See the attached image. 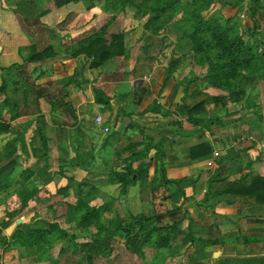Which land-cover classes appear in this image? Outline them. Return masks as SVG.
<instances>
[{
  "label": "trees",
  "instance_id": "16d2710c",
  "mask_svg": "<svg viewBox=\"0 0 264 264\" xmlns=\"http://www.w3.org/2000/svg\"><path fill=\"white\" fill-rule=\"evenodd\" d=\"M77 0H54L57 7L69 5ZM160 2L164 5L160 6ZM181 4L179 0H155L154 5L151 7L158 16H162L171 12V9ZM209 5L201 4L199 0L188 2L185 8H179L180 13L184 18H187L189 23V37L192 42V52L195 56L200 57L198 52L204 51L206 53L205 59L208 63L210 76L207 78V82L212 83L215 87L224 90L226 94L218 95L215 97H206L205 100L196 104L194 107H188L181 104L177 106V111L186 117V122L194 127H200L207 121L208 107L214 104L215 106H221L224 109V115H232V109L242 106V111L245 108L242 102L248 104L251 92L247 90L251 86L252 90L258 87L259 80H264V41L257 40L252 42L251 40H245L243 35L237 30L230 27H223L215 20L207 18L204 13ZM176 9V8H175ZM256 12L253 13L255 17ZM158 18V17H156ZM154 22L153 19L150 23ZM71 23V21L69 22ZM68 23V24H69ZM152 31L159 34L164 32V28L155 27ZM105 30L95 31L87 37L80 39L77 46L66 45L59 41L57 43V34L50 32L47 36H42L41 39L31 47L30 54L25 57L23 64H15L16 73L19 79L22 80L24 86L16 88L15 93H22V104L17 109L15 115L12 116V120L19 118L20 116H28L32 118L30 123L42 120V101H45L50 105L51 118L56 117L60 112L63 118V124L60 128L62 137H65V128L70 127L75 130L73 138V145L76 148V156L74 159L68 161L63 156L58 158V161H54L53 174H49L42 170V166H38L40 169L35 171L31 170V167L26 166L25 169L19 170L21 164H19L20 158L23 160L35 159L43 162V167L47 168L48 161H51V155L49 154V141L46 134H44L38 127L37 132L40 139V147H37L30 143L35 141L34 136L30 140L27 139L26 131L24 133L18 132L17 136L11 142L0 149V190L12 186V182L18 181V185L13 189L10 194L5 196V201L14 195L18 197L19 204L9 207L6 213V217L1 223L0 235L10 228L15 222L21 218L26 217L28 214L31 216L30 223L17 225L16 230L11 236V240L8 237L3 236L1 240L4 241L3 252L17 249L21 251V260H29L32 262H38L39 257L43 254L49 253V256L54 255V248L57 244L67 243L71 251L68 253L66 249L61 247L59 249V257H65L63 263L60 260L52 261L51 264H78L77 255L81 254L87 264H94L95 258L103 256L104 259H111L113 254V247L115 243V236H122L127 238L129 247H135L132 250L134 255L138 257L141 263H145V259L151 254L152 258L155 253L164 252L168 257L173 258L180 256L182 252L186 256V262L190 264H201L197 260L201 258L202 250L201 245L206 246L212 242L208 240H198L194 238L192 234V225L186 229L187 232L181 228L180 220L175 219L169 224L156 226H150L151 222L155 220L161 221L162 213H155L150 216L141 213L134 215L130 211L126 214L128 218L122 219L121 225L117 226L115 220L120 216L110 211L113 207V203H105L98 205L96 202L97 197H87L93 192H89L87 196H84L81 188L84 187L83 183L78 185L77 200L75 204L68 205L75 211L77 218L75 219V227L68 230L62 227L57 221H46L40 218L41 209L43 205H48V201L54 199L57 195L68 197L70 193L69 186L61 187L57 193H52L47 189V186L51 179L56 174L64 176L65 168L70 164V167L76 169H82L83 171L94 169L90 165V162L97 159L99 156L96 153V141L100 130L104 132V128L107 127L105 123L98 125L95 121L91 123L90 129L87 128L83 121H79L78 113L73 107L71 102H67V92L65 91L66 83L63 82H39L45 76V72L42 67L43 64L55 60L57 56H64L70 58H77L84 55L91 60L89 67L91 69H99L105 66L106 62L115 58H122L128 55V48L126 45V34L124 32L114 33L110 38H105ZM53 34V35H52ZM261 39V38H260ZM257 45V46H256ZM30 64H36L39 67H35L32 72L29 71L28 66ZM179 63L172 61L169 66L168 74L165 80L164 87L169 78L176 72ZM255 71L256 76L253 78L246 77L249 72ZM32 73V74H31ZM37 76H33L34 74ZM39 82V83H38ZM63 83V84H62ZM215 83V84H214ZM70 82H68V85ZM96 103L100 105L108 106V101L104 100V93L98 89H95ZM248 98V100H246ZM4 103L8 106L11 105V101L6 97ZM249 105V104H248ZM256 107V103L250 104ZM27 110V111H26ZM148 111L158 114H168L163 105L157 100H154L152 106ZM34 115H37L34 117ZM129 116V115H127ZM131 116V115H130ZM130 116L128 118V125L126 129H131L134 125L130 122ZM223 116V115H221ZM219 116L209 118V122H219ZM97 124V125H96ZM252 124V123H251ZM28 125V126H31ZM99 127V128H98ZM109 128V127H108ZM88 131L91 133L90 143L92 146H88ZM110 131V129H109ZM108 131V132H109ZM10 130V124L5 120L0 122V135ZM105 137V148L112 146V139L117 132L108 133ZM260 135V140L263 139L264 133L261 129L257 131ZM35 135V133H34ZM26 144H28L32 150L28 155L26 150ZM42 146V147H41ZM91 147V148H89ZM133 145L126 147L123 152H127L132 149ZM152 147H148L146 152H150ZM213 146L209 142L201 143L190 149L188 158L198 159L206 157L213 153ZM21 152V153H19ZM28 155V156H27ZM120 157V153H116ZM164 153L157 149L153 158L148 160V163H140L137 167L134 164L127 161L124 167H119L111 170L115 181L121 187V194L123 196L129 195V189L136 183H140L141 187L148 183V172L154 162L156 167V176L163 172V176L159 177L161 186L172 185L174 182L167 179L166 170L163 166ZM50 167L53 166L51 165ZM48 169V168H47ZM53 169V170H54ZM98 169V168H97ZM49 170V169H48ZM17 174V176H16ZM139 184V185H140ZM94 190H97L95 187ZM134 190L131 192L133 193ZM227 194H234L238 196H246L248 198H255L256 202L260 205H264V177L261 176H248L232 182L227 190ZM137 194V192H134ZM75 195V194H74ZM131 196V194H130ZM132 197V196H131ZM167 198V197H165ZM95 201V202H94ZM61 202L58 201L56 203ZM95 205H93V203ZM54 205H49L50 210H54ZM182 210V209H181ZM180 209L174 211L169 210L166 212L167 216L174 218ZM112 213V215H111ZM187 214V213H185ZM111 215V216H109ZM111 219L110 227L105 226L104 222ZM182 221V222H181ZM115 226V229L113 227ZM198 243L197 250L193 251V246ZM133 244L134 246H132ZM54 246V247H53ZM130 252V250L127 248ZM68 258V255H70ZM62 260V259H61ZM109 261V260H108ZM50 262V261H46ZM25 263V262H24Z\"/></svg>",
  "mask_w": 264,
  "mask_h": 264
},
{
  "label": "crops",
  "instance_id": "0c3cea01",
  "mask_svg": "<svg viewBox=\"0 0 264 264\" xmlns=\"http://www.w3.org/2000/svg\"><path fill=\"white\" fill-rule=\"evenodd\" d=\"M16 9V6H10L6 1V4H2L0 7V15H11L13 13L12 10H15L16 15ZM17 13H19L18 10ZM45 32L52 33L54 31L49 28ZM26 33V30L22 27V23L18 24L16 21L12 20V22H8L6 26L3 21L0 20V55H2V60L5 59L3 58L4 53H2L4 49L8 50L11 48L12 50L16 47L19 52L18 47L23 46L21 43L23 42L25 45L24 37H26ZM35 36L36 35H34V37ZM35 44L36 42L34 45ZM165 45L167 46L166 50L163 52L164 55H161L153 66L150 64L151 59L149 54L143 57H139L138 54L135 56V61L139 65L136 67L135 73L129 76L128 79L120 82H113L111 80L109 82L102 79L104 84L110 83L115 89L112 92H107V90L102 87H95V89L104 93L103 97L105 101H108V106L96 103L95 89L91 86L94 84H91L86 91L77 87V91L74 94L66 89L65 91L68 95L66 101L72 103L78 113L79 121H83L87 128L90 129L92 122L89 118L92 114V116L97 115L102 117L105 125L107 127L111 126L112 131L117 132L112 139V146H110V148L114 149L112 163L115 164L116 162L117 165H114L116 168L118 166L124 167L128 164L127 161L137 167L140 163H145L144 160H147V158L151 160L157 149H160L164 153L163 166L166 170V176L168 180L174 183L172 185L161 186L163 192L161 198L165 199V203L169 207L168 209L173 210L172 208L176 207L182 209L184 214L187 213L185 215L188 224L186 223V228H184L183 231L187 232L188 230L186 231V229L189 225H192V234L194 238L212 242L206 246L201 245L203 256L197 260L198 263L264 264V205L258 204L255 198L226 193L228 186L242 177H264V142L260 141L257 136H251L253 139L249 137L240 140L234 135L235 126H241L243 120L246 119V116L244 117L242 114V106L232 109V113L235 112L234 115L230 113V115L225 116L223 113L222 115L225 118L222 121H207L211 124L217 123L211 126L209 130L206 126L201 129L200 127L202 126L194 127L187 123L186 117H183L177 111V106L184 104L191 108L205 100L206 97H204L203 90L209 82L206 83L199 78L200 73L195 69L196 66L199 65L198 56L192 54L193 56L186 60L182 45V48L177 45L172 46L170 43H165ZM145 46V44L142 46L144 51ZM18 55L16 59L18 62H15L16 64L22 60L21 55H19L20 57ZM129 55L128 52L127 56ZM115 59L106 62L105 66L102 68L93 69L98 73L95 72V77L92 78L91 81H96L99 77H102L100 76L101 72L110 66ZM172 61H177L179 64L176 72L169 78L164 87L168 69ZM109 62L111 63L108 64ZM4 64V61L1 62L2 66L0 67H3ZM8 65H10V63ZM8 65L6 67H9ZM184 65H187V68L191 70L188 71L190 74L187 73L188 75H186L180 72L184 71ZM42 68L43 70L41 69V71H44L45 75H47L46 68ZM178 73L184 75L183 78H179L180 76L177 77ZM159 82H162V86L156 94L153 92V89L156 88ZM202 83L205 84L204 87H202ZM212 91H215L216 95L225 94L224 90L217 87L213 88L211 92ZM153 99L163 105L166 111H169L168 114L162 115L148 111L154 103ZM41 108L43 111L42 114H40L43 116L42 120L34 122L31 127L34 126L35 129L37 125L41 127L43 122L45 124V134L49 137L48 134L50 135L49 132L53 128L51 125L55 126L56 124H52L45 113L47 112L49 118H51L50 105L42 101ZM210 108L213 107L209 106L207 108L208 111H210ZM90 111L94 113H90ZM127 115H131L130 122L134 125L133 128L128 130L126 129L129 118ZM219 115L221 116V114ZM36 116L37 115H34V117ZM56 116L57 117H53V119L58 123L60 122V125L56 126L61 135L62 132L60 128L63 124V118L60 112H58ZM211 116L213 115L211 114ZM209 118L211 117L208 116V119ZM248 121L251 125L252 122L250 120ZM95 122L97 123V121ZM100 130H103V128H99V131ZM102 133L104 132L102 131ZM87 134L88 146H92L89 142L91 139L90 131H88ZM5 135L6 134L2 136ZM74 135L75 130L73 128H65L67 142L65 137H63L64 139L62 142L69 144L67 149L68 161L74 159L76 156V148L72 142ZM62 136L63 135H61V137ZM105 137L101 135L95 139L96 153L104 158L106 156L109 157L105 155V151L109 149V147L105 148V146H103ZM53 140L58 143V136L56 138L53 137ZM204 142L212 144L214 148L213 153L206 157L189 159L188 155L190 149ZM130 145H133V148L127 152H123V150ZM148 147H152L150 152H146ZM218 150L220 151V155L215 157L214 152ZM117 152L120 153V157L116 155ZM56 157L57 155L53 157L55 161ZM209 162H212L213 166L209 167ZM80 170L81 169L70 167V164H68L65 168L64 176L56 174L54 178L50 180L51 184L49 183L46 185L47 189L55 193V191L60 188H57V185L63 187L69 186L71 194L65 198L70 204H75L78 185L81 182L77 183L75 180L70 179V176L75 178L76 175L79 174L77 171ZM91 171L104 174V176L100 178H103V180L107 179V176H105L106 173H104L103 170L100 171L92 168L89 171L85 169L82 178H87ZM155 172L156 167L153 165L152 176H154V178H156ZM108 173H111V171ZM161 175L163 176V172ZM63 180H65L66 183H63ZM154 181H156V179H154ZM139 184L140 183H136L129 189L130 192L134 190L137 194L129 192V195L125 196L128 200V205L134 202V205L143 206L141 196L139 197L141 188L137 187ZM94 187L97 190H94ZM155 188H157V186ZM86 189L88 190L87 194H89V192L98 193V195H96V202H99L97 203L98 205L109 202L113 203V206L121 204L120 198H118L119 195L123 196L121 194V187L115 181L114 177L112 181L110 179L107 183L100 186H96L95 184L92 185L88 182L81 188L82 191ZM93 205H95V203H93ZM133 214L139 215L141 213L135 212ZM197 245L198 243L194 244L193 251L197 250ZM183 253L184 252L175 260H177L178 264H190L186 262L187 259ZM165 256L167 255L165 254L164 257ZM171 260H173V258H171ZM166 262L165 260L164 264H166Z\"/></svg>",
  "mask_w": 264,
  "mask_h": 264
},
{
  "label": "rangeland",
  "instance_id": "374dc122",
  "mask_svg": "<svg viewBox=\"0 0 264 264\" xmlns=\"http://www.w3.org/2000/svg\"><path fill=\"white\" fill-rule=\"evenodd\" d=\"M6 1L10 4V6H16V15L15 10H12L13 13L11 15H0V20H2L6 26L8 25V22L11 23L12 20L16 21L18 24L22 23V27L24 28V30H26L27 33L26 37H24L25 45L22 42L21 44L23 46L18 47L19 52L15 47L12 50L11 48H9L8 50H2V53H4L3 58L5 59L2 60V55H0V66H2L1 62L4 61L5 63L3 67H0V122L5 120L7 123L10 124V130L12 131L8 133L6 132L5 136H2L4 134L0 135V149L5 147L6 144L16 138V133L22 131V133L26 131V137L28 140H30L32 136H34L35 141L30 143V145L33 144L37 147H40L41 145L37 128L35 129L34 126H28L32 124L30 123L32 118L20 116L19 118L12 120V116L15 115L17 109L22 104V93H15L14 90L16 88H21L22 86H24L22 80L19 79V76L16 73L15 62H18L16 59L17 55L19 54L21 55L22 60L18 64H23L25 57L30 54V49L34 45V43H37L43 35L47 36L50 34L49 32H45L49 28L53 29V31L57 34V43H59V41L62 43L64 42L68 46H77V43L80 39L87 37L95 31L98 32L101 29L106 31V39L110 38V36L114 33L124 32L126 34V45L130 55L112 61L113 63L101 72L100 76L102 77H99V79L96 81H91V79L95 77L94 74L96 70L94 71L89 67L91 60L85 57L84 55H81L75 59H68V57H64L61 55L57 56L55 60L49 61L43 64V66H40L46 68L47 75L40 79L39 82H52L53 84L56 82L66 83L65 90L67 89L71 91L72 94L76 93L77 87H80L82 90L86 91L91 84H94L91 85L94 89L96 86H99L106 89L107 92L114 91V86H112L108 82V84H104L102 79H105L109 82L110 80L113 82H120L125 79H128L129 76L135 73L136 67H138L139 65L135 61V56H137L138 54L139 57H143L144 55L148 56L149 54L151 59V61H149L150 64L153 66L154 63H156L157 59H159L161 55H164L163 52L166 50L167 46L165 45V43H170V45L172 46L177 45L180 48L183 47V54L186 60L192 57V54H194L191 49V38L189 37L190 31L188 27L190 24H186L187 18L183 17V15L180 13L181 11L179 10V8L183 9L186 7L188 2H193L195 0H179L181 4L178 5V8L174 6V8L171 9V12L166 13L162 16H158V14L151 8L154 5L155 0H77L70 3L69 5H65L60 8L55 5L54 0ZM6 1L0 0V7L2 6V4L5 5ZM199 1L201 4L209 5L204 13L207 18L215 20L218 24L223 27H230L237 30L243 35L244 39L247 41H264V0ZM161 5L164 4L160 2V6ZM17 10L19 13H17ZM254 12H256L255 17L253 16ZM151 19H153L154 22L150 23ZM70 21L71 23H69ZM155 27H163L164 32L159 34L157 32L152 31ZM34 35L36 36L34 37ZM144 44L146 45L145 51L143 50L144 48H142ZM197 54L200 57V62L198 63L199 65L196 66L195 69L196 71L198 70V72L200 73L199 78H201L207 83V78L211 74L208 68L207 60L205 59L206 53L202 51L198 52ZM9 63L10 65H8ZM110 63L111 62H109L108 64ZM7 65L9 67H6ZM35 67L39 66L36 64H30L28 66L29 71L32 72ZM133 68L134 70L132 71ZM183 70L184 71H180L182 74H190V72L188 73V71L191 70L187 68V65H184ZM37 74L39 73H36L33 76H37ZM183 76L184 75H181L179 73L177 74V77L179 78H183ZM255 76L256 73L252 69V71L249 72V75H247L246 77L253 78ZM68 82H70L69 85ZM161 83L162 82H159L156 85V88L153 89L154 93L157 94V91L161 89ZM204 85L205 84L202 83V87H204ZM213 88H215V86L212 83H207L203 90V94L205 95L204 97H215L218 95H224H216L215 91L211 92ZM247 90L251 92V96L248 102L249 105L245 102H242L245 106L242 114L244 117L246 116V119L243 120L241 126H235L236 128L234 130V135L240 140L247 139L251 136H257L260 140V135L257 134V131L261 129L264 133V80H259L257 88L252 90L251 86H249ZM6 97L11 101L10 106L4 103ZM246 100H248V98ZM253 103H256V107L254 105H250ZM211 106L213 108H210V111L207 112V118L208 116L211 118L214 116H219L221 118L220 121H222L225 117L220 116L219 114L222 115L224 113V109L221 106H215L214 104H212ZM45 113L47 114V117L52 124H56L57 126L60 125V122L58 123L55 119L49 118L48 113ZM90 113L94 112L90 111ZM211 114L213 116H211ZM98 117L99 116L97 115L92 116L91 114L89 119L93 124V120L96 121V118ZM248 120L252 122L251 125L249 124ZM207 121L202 125V127H200L201 129L206 126L209 130L211 126L217 124H211ZM56 125H51V127L53 128L49 132L50 135L47 132L49 136V154L51 155V161L49 160V164H47V168L49 170L43 167L44 164L41 161L36 162L35 159H30L27 161L20 158V160L18 161L19 164H21L19 169L20 171L25 169L26 166L27 168L32 166L31 170L34 169L35 171H37L38 169H40L38 166H42V170L51 175L55 170V160L53 158L54 155H57L56 161H58V158L61 156L68 159L67 149L69 144L62 142L64 138L61 137ZM44 126L45 124L43 122L41 124V127L37 125V127L45 134L46 130ZM109 129L110 131L108 133H111L112 127L109 126ZM98 132H100V134L104 137L107 135V132L102 133L99 130ZM57 136L59 140L58 143L53 140V137L56 138ZM260 141L264 142V137ZM26 150L28 152V155H30L32 150L28 144H26ZM105 155H108L109 157L106 156L104 158L101 156H97V159L91 161L90 165H92L93 167L95 166L94 169H97L99 167L98 170H103V172L106 173L105 176H107V179L103 180V178H100L101 176H104V174H99V172L97 171H91L89 172L87 178H82V169L80 171H77V173L79 172V174L76 175L75 178H72V176H70V179L75 180L77 183L81 182L84 185L89 182L90 184H95L96 186L104 185L110 179L112 181L114 176L113 174L108 172L116 168V166H114L116 162L115 164L112 163L114 149L109 147V149L105 151ZM144 161L145 163H148V158ZM51 165L53 166L54 170L52 169V167H50ZM153 165L154 162L152 163L151 168L148 172V183L143 185L142 187L141 184L137 186L138 188H141L139 197L141 196V202L143 206L134 205V202L132 204L129 203L128 205L127 198L125 196L119 195L118 198H120L121 204L114 205L110 208V211L114 213L113 216H116L115 214H118L120 216L119 219L115 220V223L117 226L121 225L122 219H124L125 217L128 218L126 214L127 211H130L131 213H144L148 216L155 213H162L163 216L160 222L159 220H155L151 222L150 225H147L146 228H149L150 226H156L160 223L162 225L169 224L175 219L180 220L181 218H183V222L181 221L182 223L180 228L183 230L184 228H186V223L188 224V220L186 219L187 217L181 209L180 212L174 218L167 216L166 212L170 209H168L169 207L166 205L165 199L161 198V195L163 193L159 180L161 174H157V176L155 175L156 178L152 176ZM119 167L120 166H118L117 168ZM154 179H156V181H154ZM18 181L22 182L21 179H18L17 181L12 182L11 187H7L3 190H0V229L2 228L1 223L6 217V213L9 210V207H13L14 205L19 204V199L15 195L9 198L8 201H5V196L7 194H10L9 192H12L13 189L15 190L18 185ZM62 182L66 183L65 180H63ZM156 186L157 188H155ZM56 187L61 188L63 186L57 185ZM57 191L58 189L55 191V194L57 193ZM87 191V189L83 191L84 196L87 195ZM96 195H98V193L93 192L87 197H96ZM60 200L61 202L56 203ZM67 201L68 200L62 195L56 194V197L54 199L50 200V202L48 201V205L47 202L45 205H43L41 209L42 214L40 218L50 222L57 221L62 227L71 230L72 227H75L76 225L75 219L77 218V215L72 209V207L68 205ZM53 203H55L54 210H50L48 206L53 205ZM126 209L128 210L126 211ZM172 209L174 211L178 210V208L176 207H173ZM30 218L31 216L30 214H28L26 217L21 218L20 220L15 222L10 228L5 230L0 235V264H51V260L55 261L57 259L63 263L65 257L60 258L58 251L59 249H61V247L64 246L66 251L69 253L71 249L68 247L67 243H63V246L62 244H57L54 248V255L52 257L49 256V253L43 254L39 257L38 262L21 260V251H17L16 248L3 252L2 248L4 247V241L1 240L2 237L6 236L9 240H11V236L16 230L17 225L25 223L31 224ZM110 220L111 219L105 221L104 225L110 227ZM113 229H115V226L113 227ZM114 240L115 243L111 259H108V261L107 259H104L103 256H100L95 258L94 264H164L165 260L167 261L166 264H178L177 260L175 259L179 256L173 257V260H171V258L168 256L164 257V252H158L157 255L155 253V257L153 258L151 257L152 253L147 254L148 256L145 259V261H147L145 263H141L138 257L134 255L133 252L131 253V251L133 249L135 250L136 248L129 247L127 238H123L122 236L116 235ZM131 245L134 246L133 244ZM127 248L130 250V252L126 250ZM69 256H71V254L68 255V258ZM76 257L79 261L78 264H87L81 254H78ZM50 258L51 260H49Z\"/></svg>",
  "mask_w": 264,
  "mask_h": 264
},
{
  "label": "built area",
  "instance_id": "2783aa9c",
  "mask_svg": "<svg viewBox=\"0 0 264 264\" xmlns=\"http://www.w3.org/2000/svg\"><path fill=\"white\" fill-rule=\"evenodd\" d=\"M96 121H97V124H98V125H102V124L104 123L102 117H98V118L96 119ZM108 131H109V128H108V127H105V128H104V132H108ZM251 139H253V138L251 137ZM214 155H215V157H218V156L220 155V151L218 150V151L214 152ZM208 166H209V167L213 166V163H212V162H209V163H208Z\"/></svg>",
  "mask_w": 264,
  "mask_h": 264
}]
</instances>
